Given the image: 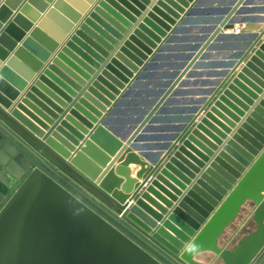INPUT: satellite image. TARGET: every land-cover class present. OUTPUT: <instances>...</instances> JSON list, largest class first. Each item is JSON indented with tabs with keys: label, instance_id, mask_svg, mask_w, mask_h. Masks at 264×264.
<instances>
[{
	"label": "water",
	"instance_id": "obj_1",
	"mask_svg": "<svg viewBox=\"0 0 264 264\" xmlns=\"http://www.w3.org/2000/svg\"><path fill=\"white\" fill-rule=\"evenodd\" d=\"M225 1L202 18L208 0H0V264H167L155 246L181 264H203L195 259L203 253L223 264L257 263L264 26L219 59L221 43L241 41L232 31L255 2ZM192 25L210 29L145 115L117 135L118 108ZM34 43L41 51L22 61ZM209 70L221 73L197 105L168 107L179 88ZM175 122L173 133H153ZM33 144L114 214L71 191ZM130 165L139 168L134 179ZM246 203L256 230L225 250L217 240Z\"/></svg>",
	"mask_w": 264,
	"mask_h": 264
},
{
	"label": "crops",
	"instance_id": "obj_2",
	"mask_svg": "<svg viewBox=\"0 0 264 264\" xmlns=\"http://www.w3.org/2000/svg\"><path fill=\"white\" fill-rule=\"evenodd\" d=\"M225 2V0H208L205 6L199 10L197 16L202 18H206V16H215L219 11L223 10L224 6H226ZM253 4L254 5L250 7L251 11L243 16L246 21L244 23L241 22L240 25H235V29L239 32L236 35L241 37V34H244L241 37V41L234 39L225 40L223 44L217 47L215 53H213L216 54L219 59L221 57H227L228 54L235 52L237 50L236 46H241V43L243 44L246 35L257 33L262 30L264 26L263 23H258L257 21L264 17V0H255ZM158 27L160 28V26ZM206 27L207 26L201 27L192 25L182 29L173 39V42L168 45L167 50L160 54L154 67L140 80L139 85L132 90L130 96L126 98L123 106L118 108L116 114L112 117L111 126L117 135L124 136L130 132L137 121L150 109L151 104L164 92L165 85L172 81L174 74H176L179 68L186 62L191 48L194 47L200 41V38L206 34ZM28 47V50H24L20 56L22 61H31L34 59V56H37L41 51L40 46L35 43ZM199 73L201 75H195L184 87L179 88L178 93L170 100L168 107L192 108V106L196 105L202 99L203 94L207 92L211 86L210 84L214 77L212 74L213 72L210 70L207 73L202 71ZM216 73L221 72L217 70ZM176 116L179 118L183 116V114H176ZM177 126V122L170 125L166 123L159 124V126L154 127L153 133H161L165 135L171 134ZM33 145H35L37 151L42 155L44 161H46L51 169L50 171L53 172L55 177L60 178V180L68 186L72 184V186L74 185L77 187L78 189L76 190L78 192L80 191L79 193L82 194L88 203L94 206L97 210L107 211L114 214L112 205L109 204L103 196L98 194L94 189H91L89 185L80 179V177L75 176L68 168H66V166L60 161H56V159L48 152L42 150L37 144ZM118 164L119 163L115 166ZM129 170L131 178L134 179L139 168L135 165H130ZM131 205H133V203H130V206ZM247 205L242 208L238 217L230 223L229 227L217 240L219 246L225 250L229 249L234 237L239 236L240 234H242L243 237H246V235L256 230V225L250 218L252 208L249 209L248 207L250 206ZM252 224L254 228L252 227ZM141 238L148 243L146 238ZM155 248L158 252L156 251L154 253H156L158 257L161 260H164L167 264H181L163 250L158 249L156 246ZM203 254L197 255L195 259L203 264H212L211 262L213 259L204 256Z\"/></svg>",
	"mask_w": 264,
	"mask_h": 264
},
{
	"label": "rangeland",
	"instance_id": "obj_3",
	"mask_svg": "<svg viewBox=\"0 0 264 264\" xmlns=\"http://www.w3.org/2000/svg\"><path fill=\"white\" fill-rule=\"evenodd\" d=\"M223 44V43H221ZM220 44V45H221ZM71 191H73L75 194H79L87 203L88 201L86 200L85 197H83L82 194H80L76 189H78L77 187H75L74 185L72 186V184L70 186H68L67 184H65ZM248 203H246L245 205H247ZM250 207H248L249 209L252 208V206L250 204H248ZM247 205V206H248ZM252 227H253V224H252ZM254 228V227H253ZM243 237L242 234H240L239 236H236L232 239V244L230 245L229 249L228 250H233L236 245L238 244L239 240ZM147 240V239H146ZM204 256H208L209 258L213 259V261L211 262L212 264H223L219 258L215 257L214 255L212 254H209V253H206V254H203ZM261 258L257 261L256 264L260 263V261L264 258V253L260 256ZM180 263V262H179Z\"/></svg>",
	"mask_w": 264,
	"mask_h": 264
},
{
	"label": "bare ground",
	"instance_id": "obj_4",
	"mask_svg": "<svg viewBox=\"0 0 264 264\" xmlns=\"http://www.w3.org/2000/svg\"><path fill=\"white\" fill-rule=\"evenodd\" d=\"M250 7H251V5L249 6V8H250ZM243 16H245V15H241V16H240V19L238 20L239 22L235 23V25H240L241 22L244 23V22L246 21L245 17L243 18ZM209 29H210V27L207 26V27H206V31H208ZM232 32H233L234 34H238V33H239L235 28H234V30H233ZM205 33H207V32H205ZM245 34H246V33H245ZM243 35H244V34L242 33V34H241V37H242ZM246 37H247V35H246ZM243 43H244V41H243ZM241 45H242V43H241ZM236 47H237V50L239 51V49H240L241 46L239 45V46H236ZM148 71H149V70H147L146 73H147ZM198 72H199V71H198ZM219 74H220V73H218V74L215 75V77H214L213 80L211 81V84H210V85H212V83L216 80V78H218ZM193 77H194V76H193ZM209 88H210V87H209ZM207 92H208V91H207ZM205 94H206V92L203 94V97L205 96ZM203 97H202V98H203ZM199 102H200V101H199ZM199 102H198V103H199ZM198 103H197V104H198ZM197 104H196V105H197Z\"/></svg>",
	"mask_w": 264,
	"mask_h": 264
}]
</instances>
